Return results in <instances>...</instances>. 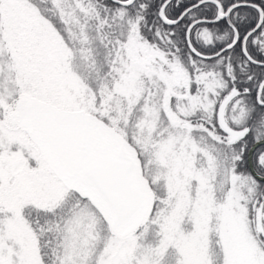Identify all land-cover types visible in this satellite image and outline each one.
Returning <instances> with one entry per match:
<instances>
[{
    "label": "snow or ice",
    "instance_id": "1",
    "mask_svg": "<svg viewBox=\"0 0 264 264\" xmlns=\"http://www.w3.org/2000/svg\"><path fill=\"white\" fill-rule=\"evenodd\" d=\"M0 264H264V0H0Z\"/></svg>",
    "mask_w": 264,
    "mask_h": 264
}]
</instances>
